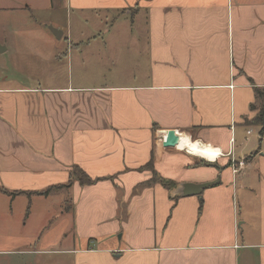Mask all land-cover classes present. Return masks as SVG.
I'll return each instance as SVG.
<instances>
[{"label": "crops", "instance_id": "crops-1", "mask_svg": "<svg viewBox=\"0 0 264 264\" xmlns=\"http://www.w3.org/2000/svg\"><path fill=\"white\" fill-rule=\"evenodd\" d=\"M15 4L80 24L57 30L63 44L49 30L43 44L29 29L0 40V264H264V132L246 125L264 110V0ZM168 130L221 156L164 148ZM74 167L99 181L70 180ZM166 182L215 184L199 199ZM34 203L44 230L23 238Z\"/></svg>", "mask_w": 264, "mask_h": 264}, {"label": "rangeland", "instance_id": "rangeland-1", "mask_svg": "<svg viewBox=\"0 0 264 264\" xmlns=\"http://www.w3.org/2000/svg\"><path fill=\"white\" fill-rule=\"evenodd\" d=\"M17 2L14 0H0V40H3V38H8L13 30H31V34L22 38L23 40L25 39H29L32 38L35 42L39 43V44H43V43H47L48 41L45 40V37H42V34H49L48 30L49 27H52L56 30H61L63 32H65V27L66 25H72V28L75 25H79L80 23L77 21V18H75L74 16L72 17H65V10L62 9L61 6L60 9L55 10L54 15L55 18H52L51 21H48V13L45 12V10H41V9H34L30 4L28 6H24V4L21 5L22 10H18L16 7L18 4H15ZM14 4V5H13ZM61 4V3H59ZM13 5V6H12ZM27 7V8H25ZM116 17V16H114ZM103 18H106V16H103ZM113 15L109 16L108 19L109 21H112ZM119 20L124 21V19L118 18ZM117 19V20H118ZM95 21V19H93V22ZM109 21H104V22H109ZM126 21H130V19H126ZM58 26H60V28H57ZM3 33V34H2ZM6 36V37H5ZM50 37V34H49ZM53 39V38H51ZM11 40H13V38H11ZM58 41H60V43H65V34H64V38L63 39H59ZM53 42V40H52ZM258 104V103H257ZM246 123H252V120H248L246 121ZM254 124H252L251 126H253ZM253 132V131H252ZM27 200L26 198H19L16 202V206L14 207V212L17 211V214L19 213V210H21L22 208L24 210H22V213L25 214V208L23 206V201ZM49 200V203L51 205V213L53 215V217L59 216L58 214V209L56 211V208L54 209V202L55 199H53L52 197ZM43 209H44V205H43ZM54 209V210H53ZM31 218L29 220H27L26 222V226H21L20 229V236L23 238H28L34 235H39L41 234V232L44 230L43 228H40L38 225L39 222L37 220H39L40 218V214H42V208L40 205H36L35 203L32 206L31 209ZM5 222V221H4ZM3 222V224H4ZM7 226L4 224L3 229H0V231H4L5 233H7V231H10L9 229L6 228ZM54 229L53 231L58 230V226L56 228H52ZM12 232H16V231H12ZM33 248V247H32ZM30 249V248H28ZM59 255L56 254H21L20 257L16 256V259L21 260V264H59L60 259Z\"/></svg>", "mask_w": 264, "mask_h": 264}, {"label": "trees", "instance_id": "trees-1", "mask_svg": "<svg viewBox=\"0 0 264 264\" xmlns=\"http://www.w3.org/2000/svg\"><path fill=\"white\" fill-rule=\"evenodd\" d=\"M257 91V96L259 95L260 92ZM257 125L260 127V130L258 132V134H260V136H262L263 132H264V110L263 109H260V111L258 112L257 116H255L253 119H252V123H246V125ZM150 165V164H148ZM75 180V181H78L79 184L81 185H92L93 183L99 181V179H90L81 169H79L78 167L77 168H72V171L70 173V180ZM71 182V181H70ZM69 182V183H70ZM68 183V185H62V186H52V187H49L47 190L43 191V192H40V193H35L36 195H41V196H48V194L54 192V191H57L58 189L62 188L63 186H69L70 184ZM163 186L167 189H169V191H172L173 189L176 188V185L175 184H171V183H163Z\"/></svg>", "mask_w": 264, "mask_h": 264}, {"label": "water", "instance_id": "water-1", "mask_svg": "<svg viewBox=\"0 0 264 264\" xmlns=\"http://www.w3.org/2000/svg\"><path fill=\"white\" fill-rule=\"evenodd\" d=\"M49 31L55 36L56 40L61 38V32L49 27ZM179 142V137L176 136L175 131L168 130L166 131V141L163 143V147L165 148H175ZM264 155V154H262ZM212 184L215 182L206 183V184H181V186H176L175 189L170 191L171 195L173 196H187V195H194L198 196L201 199V193L206 188L211 187Z\"/></svg>", "mask_w": 264, "mask_h": 264}, {"label": "bare ground", "instance_id": "bare-ground-1", "mask_svg": "<svg viewBox=\"0 0 264 264\" xmlns=\"http://www.w3.org/2000/svg\"><path fill=\"white\" fill-rule=\"evenodd\" d=\"M179 144L180 148L177 147L178 150H183L186 153L196 156L205 162H214L220 155L221 150L218 148L207 145L199 142L198 140H191L189 136L184 133H180L179 135Z\"/></svg>", "mask_w": 264, "mask_h": 264}, {"label": "built area", "instance_id": "built-area-1", "mask_svg": "<svg viewBox=\"0 0 264 264\" xmlns=\"http://www.w3.org/2000/svg\"><path fill=\"white\" fill-rule=\"evenodd\" d=\"M175 134H176V136L178 137L179 134H178L177 132H175ZM246 134L249 135V134H250V131H248ZM190 139H191V138H190ZM157 141L159 142V144L163 145V143H165V141H166V132H162V133H160L159 136H158ZM232 143H233V139H230V141H229V145L231 146ZM220 156H221V155H220ZM220 156H219V157H220ZM219 157H218V158H219ZM236 165H237V166H234V168H233V173H234V174L239 173L240 169H243L244 166H245V164L243 163V161H240V162L236 163Z\"/></svg>", "mask_w": 264, "mask_h": 264}]
</instances>
